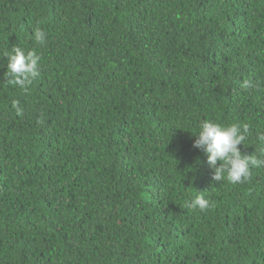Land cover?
Returning a JSON list of instances; mask_svg holds the SVG:
<instances>
[{
  "label": "trees",
  "instance_id": "1",
  "mask_svg": "<svg viewBox=\"0 0 264 264\" xmlns=\"http://www.w3.org/2000/svg\"><path fill=\"white\" fill-rule=\"evenodd\" d=\"M205 119L264 152V0H0V264H264V166L214 181Z\"/></svg>",
  "mask_w": 264,
  "mask_h": 264
},
{
  "label": "clouds",
  "instance_id": "2",
  "mask_svg": "<svg viewBox=\"0 0 264 264\" xmlns=\"http://www.w3.org/2000/svg\"><path fill=\"white\" fill-rule=\"evenodd\" d=\"M32 36L38 44L46 42L47 34L40 27L34 28ZM4 56L7 57L6 76L10 77L16 86L26 90L31 80L39 74L41 55L35 49L26 51L14 45ZM252 86V81H245L242 84L245 89ZM248 132V124L241 122L222 124L205 119L199 124L198 131L194 133L196 138L193 147L201 150L206 156L213 170L214 181L226 180L232 185L242 184L250 178L251 168L264 166V152L256 155L244 154L241 151L240 145L245 146ZM258 139L264 141V133L258 134ZM185 207L189 210L204 211L211 207V203L200 194L185 201Z\"/></svg>",
  "mask_w": 264,
  "mask_h": 264
}]
</instances>
